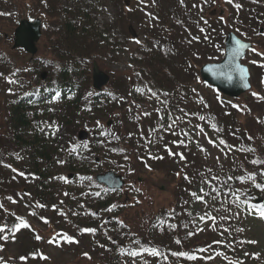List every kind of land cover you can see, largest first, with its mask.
<instances>
[{"label": "trees", "instance_id": "1", "mask_svg": "<svg viewBox=\"0 0 264 264\" xmlns=\"http://www.w3.org/2000/svg\"><path fill=\"white\" fill-rule=\"evenodd\" d=\"M9 1L0 0V13L9 4ZM12 1L15 3L21 2V0ZM35 1H38L37 3L40 5L39 9L34 12H39L43 9L48 12H45L46 15H50L52 19L59 17L58 20L62 25L60 29L61 35L55 36V40L54 38L48 40L50 51L47 54L53 53L52 56L62 65V69L59 72L60 87L64 88L68 86L77 92L74 100L66 107L69 112V118L76 119L84 115L81 112L80 106L84 105L81 90L85 78L82 77L80 79L79 76L83 72L85 74L88 71L89 61L92 56L104 54L112 57L113 61H116L119 57L117 55L121 51L120 48L123 47H121L123 43L122 40H119L121 36L117 33L115 22L104 23L102 26L99 22V17L104 15L109 5L116 10L117 17H124L126 20L130 18L139 20L138 16L133 12L127 15L123 13L120 15L118 11L120 0ZM164 3L165 20L166 18L169 20L165 21V25H169V28L165 29L164 34L165 62L158 55L164 53L160 50L155 51L154 49L150 54L142 53L140 50L139 53L145 56L144 59L136 58L135 56L138 54L134 53L132 63L136 65L138 71L144 74L149 81L157 83L156 87L171 90L179 81V79H176L178 75L175 77L179 68L175 69L174 66H171V58L177 55L176 51L181 55L190 52V48L187 45L188 31L190 30V33L195 35L197 30H200L198 22L210 19L207 17L206 10L209 8L214 9L215 7L211 3L203 4L202 0H185L183 7L177 5L178 11L174 0H156L155 4L162 13L164 11ZM238 4L241 7L237 9L239 17L233 27L234 31L238 35L248 38V41H259L260 37L256 32L261 27L264 28V0H239ZM155 15L158 16L157 14ZM175 15L178 16L177 23L173 24V16ZM62 17L65 18L62 19ZM225 29L226 31L228 30V28ZM151 33L155 36L163 35L161 30H154ZM211 35L213 36L215 33ZM219 38L217 37L216 40L218 41ZM261 40L263 41L256 43L255 48L260 52H264V37ZM211 49V54L215 56L213 59H218L219 54L220 56L223 54V49L221 51L220 45L217 42L214 43ZM206 52L209 55V51ZM156 54L158 57L154 58V60L152 57ZM251 54L246 62L251 63L252 66V91L240 99H232L230 101L231 104H226L225 99L222 98V102H216L214 110L208 113L211 122L217 129L218 135L216 137L218 142L223 140L228 146L221 148L229 152L227 155H230V159L226 163L216 165L211 163L206 166L205 162L199 160L198 163L197 159V166L194 159L188 165L186 160V169L190 168V171L186 172L185 170L184 174H182L184 175L182 181L180 180L181 182L177 183L174 201L169 203L167 207L165 204L163 213L165 222L162 226L154 224L157 216L162 214L163 211L160 213L156 212L159 208L157 204L159 199L150 192V189L145 192L141 190L139 199L142 201V204H139L137 201L139 199L130 197L127 192L124 194V192L113 193L104 190L97 198H93L92 196L94 195L91 194L87 197L86 201L87 205L90 206L89 209L101 211V216H97L96 222L93 221V216L89 210L81 213L76 204L74 205L73 203L69 207L73 212L68 214L67 222L58 223L59 219L56 221L52 219L51 222L58 223V226L64 228V231L68 230L67 227H71V225L85 227V229H95V232L88 239L89 244L87 247L93 251H98L96 247H100L99 250L104 254V259L100 264H132L125 263L121 257L110 255V252L121 244H128L133 249L137 246H148L152 250H156L160 253V256L156 257L152 264H194L193 259H189L188 257H195L199 252L204 249L206 250L218 241H230L231 236L225 237L226 234L222 231V228L215 230L214 234L202 236L203 231H200L195 219L191 218V204L194 202L192 194L202 184L207 185L205 193H211V196L205 195L204 197L207 200L206 211L215 214L218 222L220 218H223V222L217 226H227L231 229L229 233L237 232L240 225V222L237 220V214L232 207L236 195L264 198V191L257 189L252 181L247 179L250 174H254L256 183L264 185V175L261 174L264 173V99L260 98L264 97L261 80L264 78V67L261 66L264 63L257 59H251ZM157 60H162L161 64L163 65L155 64L158 63ZM205 61L196 60L194 64L202 65L207 63ZM172 77H175V79H172ZM112 78L116 81L117 74L113 73ZM121 86L119 84L117 87L115 83L112 89L110 87L113 97L104 103V110L101 111L103 112V116L106 114V116H115L120 119L125 117L124 110L117 103L121 98L116 88H120ZM253 93L257 95H253ZM177 101L178 99L175 98L172 106L177 107ZM92 104H99L98 100H93ZM7 111L8 116L11 118L10 124L15 145L26 155L33 157V169L40 171L41 178H46L45 174L47 172L40 170L39 159L49 162L52 155L62 151V148L49 145L40 135L34 134L30 129V123L27 119L29 113L25 107L12 104L8 106ZM106 133L110 134L111 131H106ZM112 138V135H105L102 140L107 143ZM231 146L235 148V151L231 149ZM108 148L117 151L118 154L121 152L128 153L129 156L132 154L129 149L121 151L118 147ZM185 153L187 152L185 151ZM191 156L187 155L186 158ZM131 157L134 158L133 155ZM70 169L72 172L84 171V167L81 165L75 167L71 164ZM185 176L189 179H185ZM213 176L219 179L212 180ZM229 177L232 179H228ZM209 181L219 189L218 193L212 192ZM36 189L38 195L42 198L39 200L41 202H48L47 196L51 195L45 184V179L42 180ZM141 196L143 197L141 198ZM212 197L216 198L213 199ZM108 234L112 235L115 242H110ZM0 236H3L2 233H0ZM3 243L4 240L0 239V245ZM197 263L204 264L203 262Z\"/></svg>", "mask_w": 264, "mask_h": 264}, {"label": "rangeland", "instance_id": "2", "mask_svg": "<svg viewBox=\"0 0 264 264\" xmlns=\"http://www.w3.org/2000/svg\"><path fill=\"white\" fill-rule=\"evenodd\" d=\"M155 0H120L119 3V13L120 15L123 13H134L136 10H139L143 12V14L147 13V16L145 17V25L144 27V33L142 29H135L132 24L133 21L131 19L130 21L123 20L119 23L118 31L119 33L124 34L123 35V42L126 44L123 46L122 50V56L118 63H112V61L103 60L102 65L105 69L110 71L111 73L117 74V80L115 79L112 82V86L114 87V84H117V87L119 84L122 86L118 89L119 93L126 92V95L128 94L129 99L127 100V104L130 107L131 104V110L134 108L136 113H140L141 115L150 116V115H158L159 119L164 120L165 118L169 119V123L167 125H162L160 127V130L164 129L165 131V138L167 129L169 128L170 131L173 133L170 135V137H178L183 136L191 149L200 156L205 161V166L210 165L211 163H214V165L219 163H226L228 160V155L225 150H223L220 146L223 144H220V141L218 142V139L216 137L217 134H213L210 131H208V128L206 127L209 123L203 119L201 120L200 117L202 115H199L198 111L201 109V106L199 105V102L202 106L206 104V107H214L216 103V99L214 97V92L205 86H200L199 83L193 82L191 80L190 75H186L184 78L182 77V87H185L183 91H185L186 95V104H185V113L193 114V116H196L197 122L193 123L190 129H186L182 126L183 123L188 122V119L186 117H181L183 109H178L176 111H170L168 110V104H169V93L162 91L160 89L156 88H150L149 83L145 78L141 76L139 72H136V67L134 64L131 63L130 57L131 53L134 52L137 47L140 45H145V41H143V35L145 33H151L152 28L155 26L156 30H159L160 27L162 28V32L165 31V29L169 28V25H165L164 23L159 25V20H157L154 16L152 6L155 5ZM205 1V0H204ZM212 0H207V2H211ZM216 1L215 7L216 11L218 13H223L225 22L229 26H232V22L229 23L228 19L231 16V10H228V7L230 3H226L225 0H221V3L218 0ZM10 7L7 11L10 10V12H14L13 15L9 20H5V22H1V25H4L5 27H2L1 30L5 33H8L9 41L6 42L7 44H4L2 47V50L5 51L8 55L7 57L10 59L11 62L9 65V69H7V72L9 73L8 78L15 79V76L20 77V81L14 80V83H10L9 79L1 80L0 81V150L3 151V153H11L14 148L13 141L11 134H9V121H8V112L7 108L10 106L11 102L14 99V94L17 93L19 89H17L19 86H29V80L32 78L30 76L26 77L24 81H22V71L23 67L28 64V67H34L32 65V61L28 56H25L22 52H12L10 50H6L8 48V44L12 43L13 39V32L15 31V27L17 24L13 22L14 17H17V15L23 11H27L24 7L30 9L34 5V2H24V0H21L18 4H13L12 1L9 2ZM11 5H15V7H12ZM107 12V10L105 11ZM112 13V16L117 17L116 10L112 8L110 10ZM9 13V12H8ZM124 18V17H123ZM140 18H142L140 16ZM21 18L20 20H22ZM25 19V18H24ZM30 20L36 19L33 16H30ZM110 21L109 16L107 13H104L103 17L101 18L102 22ZM174 23H177L176 17L173 18ZM15 24V26H13ZM49 27V35L55 36L59 33V28L57 24L55 23H49L45 22V27ZM56 28V29H55ZM56 30L58 33H56ZM164 33V32H163ZM3 37V36H2ZM1 37V38H2ZM145 39V38H144ZM48 40V38L46 39ZM42 40L40 47H39V54L42 58H48L45 56L44 52H47L49 49L47 45L45 46V49H43V45L45 42ZM136 41H140V43H136ZM261 41H257L256 43H261ZM255 42V41H253ZM9 44V45H10ZM255 44V43H253ZM10 47V46H9ZM6 55H2L1 59L5 58ZM251 59H257L264 63V56L263 59H258L253 55L251 56ZM98 60V59H96ZM8 64V63H7ZM251 65V64H250ZM249 65V67H250ZM198 70V68H197ZM134 71V73H133ZM133 73V74H132ZM44 77L48 76L49 74L46 72L43 73ZM16 77V78H17ZM46 79V78H45ZM262 88H264V83L262 81ZM157 85V83H156ZM91 93V92H89ZM106 95L108 92H105ZM155 93V95H153ZM167 94V95H165ZM109 95V94H108ZM130 98H132L135 102H129ZM203 99V100H201ZM132 103H135V105H132ZM129 111V113H130ZM147 113V115H146ZM181 113V114H180ZM200 119V120H199ZM175 121V123H173ZM181 121L183 122L181 124ZM95 125H98L97 123H94ZM169 125H172L170 128ZM150 129V128H149ZM148 129V131H149ZM81 130H85L83 127H80L77 122H75L74 126L69 128L67 132L71 134V138H77L78 133ZM147 131V132H148ZM217 131V130H216ZM180 138V137H179ZM126 143L129 142L128 139L125 140ZM176 147V146H175ZM203 149V151H202ZM174 152H173V151ZM171 152L175 154V149H172ZM138 149H132V152H137ZM178 158L179 156L176 155ZM202 161V160H200ZM99 162V161H98ZM180 161L176 159V163L174 164V161H171V163L163 164L162 166H155L154 170H144L140 171L142 174L141 177H143V181H146V186H152V194L159 197V200L161 203L158 205L160 207H164L165 204H169L172 201H174V195L177 191V183L179 184L181 181V175L178 174L181 172L182 168L181 165L178 164ZM100 163V162H99ZM136 165V163H134ZM171 166V170L169 167ZM138 167V166H137ZM22 168L18 170L19 174L23 173L21 172ZM94 170H98L97 167L94 168ZM107 172V171H105ZM144 172V173H143ZM104 173V172H100ZM124 176V175H123ZM18 180H14V184H11L6 188L8 195L20 197V194L23 190L30 191L32 187H34V182L28 181L25 178V174L19 175ZM73 175H67L66 179H64V182H71L73 179ZM139 178V177H137ZM205 191V188H204ZM59 198L54 200V203L52 204V207H41L35 204H31V210L33 211L32 221L31 224L35 227L38 235L40 236V239H37L36 242L32 241L31 238H28V245L26 246L25 250H30V252L34 249L39 247L38 252H42V255L45 257H48L47 259H41L35 263V262H28L29 259L16 261L15 257L19 256V253H17L18 246H11L10 249L5 253L6 258L5 264H94L93 262H90L89 259H91L87 252L93 255V259L96 263L97 258L102 259V254H98L97 252H94L90 248H88V242L89 238L86 236V232H84L82 229H79L76 234H70L68 232H61L55 235L56 230V224L51 223H45L42 224L41 222L48 221L45 218L40 217L39 213L42 210H51V214L59 216V218H55V221L59 219V222H67L68 220V214L72 212V210H69V204L70 199L65 192H62ZM64 201L65 204H62L61 202ZM28 215V212H26ZM203 212L201 211V208L197 204V202L193 205V217L199 218L205 217L202 216ZM43 216H47L43 214ZM28 217H25L27 219ZM206 218V217H205ZM261 220H257L253 218L251 221L248 219L246 223L249 225L248 228L245 229V231H240V233L243 236V239L238 242L237 244H240V248L233 245V247L228 248L226 245L225 250H227L225 253L222 251H216L211 256H205V260L207 261V264H240L238 260L243 261L245 264H264V218H261ZM36 219V220H35ZM201 221V220H200ZM204 229L206 232L211 231V226L208 228L209 223L204 221ZM92 234V232H90ZM70 236L74 237L72 243L67 242L65 239H63V236ZM23 238H26V233L23 234ZM235 244V243H234ZM67 246H71L72 248L68 249ZM123 247V245H122ZM128 246H125L124 248H127ZM126 250L124 254L126 255H132L131 253H137V255H132L134 257V260L136 262L141 263L143 261V258L145 259L150 253L149 249L139 250L135 252L129 251V249H123ZM121 250V251H123ZM247 250L250 252V255H254L255 259H259V261L250 262L246 260L245 252ZM43 251L45 253H43ZM87 251V252H86ZM25 253H27L25 251ZM121 253V252H120ZM119 253V254H120ZM147 255V256H146ZM150 255V254H149ZM146 256V257H145ZM87 259V260H86ZM243 259V260H242Z\"/></svg>", "mask_w": 264, "mask_h": 264}, {"label": "water", "instance_id": "3", "mask_svg": "<svg viewBox=\"0 0 264 264\" xmlns=\"http://www.w3.org/2000/svg\"><path fill=\"white\" fill-rule=\"evenodd\" d=\"M40 35V21L34 24L22 22L16 31V48H24L27 52L34 54L36 52L35 44L38 42ZM237 40L243 43L233 34H229L223 61L217 65H207L201 70V77L205 82L217 88L224 95L232 98H238L251 90L249 70L242 64L247 52L251 50V45L247 44L249 47L242 49L240 56H235L234 49L237 47ZM237 65L247 69V76L245 78H241ZM229 75L232 77L230 80L228 79ZM108 82L109 78L95 66L94 87L101 90ZM98 181L104 183L110 189H121L123 187L121 179L115 178L111 173L99 177Z\"/></svg>", "mask_w": 264, "mask_h": 264}, {"label": "snow or ice", "instance_id": "4", "mask_svg": "<svg viewBox=\"0 0 264 264\" xmlns=\"http://www.w3.org/2000/svg\"><path fill=\"white\" fill-rule=\"evenodd\" d=\"M141 2H143V0H141ZM226 2L227 3H230V4H232L233 3V0H226ZM181 3H183V0H181ZM205 3H207V0H205ZM195 6V5H194ZM234 7L236 8V9H239L240 7H241V5L240 4H234ZM202 10V9H201ZM205 23H207V21H205ZM201 31L203 32L204 31V29H201ZM207 38V37H206ZM194 39H198V38H194ZM136 43H140V41H136ZM236 45H237V47L234 49V55L235 56H240L241 55V50L242 49H246V48H248L249 46L247 45V44H245V43H241L240 41H236ZM254 50V49H253ZM262 67H264V65H261ZM237 69H238V71H239V73H240V76H241V78L243 79V78H245L246 76H247V69L246 68H242V67H239V65H237ZM232 77H231V75H229L228 76V79L230 80ZM9 82L10 83H14V81H11V80H9ZM245 86H247V85H245ZM153 95H155V93H153ZM165 95H167V94H165ZM253 95H257L256 93H253ZM261 99H264V97H260ZM146 115H147V113H146ZM200 119L201 120H203V119H205L203 116H201L200 117ZM173 123H175V121L173 122ZM169 127L171 128L172 127V125H169ZM251 138V137H250ZM226 142L225 141H223V140H221L220 141V144H225ZM169 151V154L170 155H172L173 153L171 152V150L169 149L168 150ZM202 151H203V149H202ZM157 158H161L162 159V157H157ZM185 157H184V155L181 153L180 154V159H184ZM254 163H255V161H254ZM13 171H15V169L13 170ZM262 175H264V173H261ZM20 175H23V173H20ZM62 179H66V178H62ZM89 179H91V178H89ZM185 179H189L187 176H185ZM212 180H218L219 178L218 177H215V176H213L212 178H211ZM228 179H232L231 177H229ZM247 179L248 180H251L252 181V183L255 185V187L257 188V189H259V190H261V191H264V185H262V184H260V183H256V179H255V175L254 174H250L248 177H247ZM242 180H243V178H242ZM209 185H210V187L212 188V192H219V189H217L216 187H215V185H212L211 184V182L209 181ZM204 192V190L203 189H201V193H203ZM194 197H195V199H197L198 201H201V202H203V203H207V200L204 198L205 197V195H208V196H211V193H205L204 195H197L196 193H193L192 194ZM233 195H235V193H233ZM213 199H215L216 197H212ZM236 199L238 200L239 199V196L238 195H236ZM0 207H3V205H0ZM41 207H43L42 205H41ZM258 212H259V215H260V217L261 218H264V205H260V206H258ZM208 214L207 213H205V216H207ZM205 217H201V219H204ZM211 219H215V217H211ZM20 227H23V228H27V227H29V225L23 220V219H20V223H19V225H17L16 226V228H20ZM16 229H8L7 228V226L5 225V226H0V233H3V232H5V231H10V232H14ZM83 231L84 232H92V233H94L95 232V229H83ZM14 238V237H13ZM0 239H4V240H7L8 239V237L7 236H0ZM37 239H40V237L39 236H37ZM63 239H65L67 242H69V243H72V242H74L73 241V238L72 237H70V236H66V235H64L63 236ZM0 250H2V249H0ZM132 255H137V253H131ZM152 254L153 255H158V252L156 251V250H152ZM40 258L41 259H47L48 257H45V256H43V255H41L40 256ZM189 259H195V257H188ZM22 259H24V258H22ZM0 264H3V261H0Z\"/></svg>", "mask_w": 264, "mask_h": 264}]
</instances>
